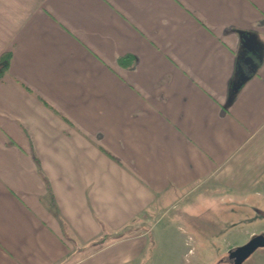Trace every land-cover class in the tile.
I'll list each match as a JSON object with an SVG mask.
<instances>
[{"label": "crops", "instance_id": "obj_1", "mask_svg": "<svg viewBox=\"0 0 264 264\" xmlns=\"http://www.w3.org/2000/svg\"><path fill=\"white\" fill-rule=\"evenodd\" d=\"M7 58L0 264H131L132 239L74 256L181 196L264 192V0H0Z\"/></svg>", "mask_w": 264, "mask_h": 264}, {"label": "rangeland", "instance_id": "obj_2", "mask_svg": "<svg viewBox=\"0 0 264 264\" xmlns=\"http://www.w3.org/2000/svg\"><path fill=\"white\" fill-rule=\"evenodd\" d=\"M188 190L187 194L194 188ZM263 193L257 189L247 197L189 194L145 219L139 216L121 239H132L135 252L140 248L131 264H230L229 252L257 238L264 241ZM96 250L84 249L74 258ZM121 250L114 248L111 255ZM241 264H264V247H257Z\"/></svg>", "mask_w": 264, "mask_h": 264}, {"label": "water", "instance_id": "obj_3", "mask_svg": "<svg viewBox=\"0 0 264 264\" xmlns=\"http://www.w3.org/2000/svg\"><path fill=\"white\" fill-rule=\"evenodd\" d=\"M257 247H264V241L255 239L244 246L238 247L228 253V259L233 260V264H241Z\"/></svg>", "mask_w": 264, "mask_h": 264}, {"label": "trees", "instance_id": "obj_4", "mask_svg": "<svg viewBox=\"0 0 264 264\" xmlns=\"http://www.w3.org/2000/svg\"><path fill=\"white\" fill-rule=\"evenodd\" d=\"M8 66V58L5 61V63L0 67V77L3 74V72L7 69ZM127 231H121L119 233L113 234V235H104L102 238H100L99 240L91 243L90 245H88L85 250L87 248H94V249H100L103 248L104 246L108 245L111 242H115L118 240H121L123 237H125Z\"/></svg>", "mask_w": 264, "mask_h": 264}, {"label": "flooded vegetation", "instance_id": "obj_5", "mask_svg": "<svg viewBox=\"0 0 264 264\" xmlns=\"http://www.w3.org/2000/svg\"><path fill=\"white\" fill-rule=\"evenodd\" d=\"M257 239H259V240H262L261 238H257ZM246 245V244H245ZM244 246V245H243ZM249 256V255H248ZM247 256V257H248ZM247 257H246V259H247ZM245 261V260H244ZM230 264H233V260H230Z\"/></svg>", "mask_w": 264, "mask_h": 264}]
</instances>
